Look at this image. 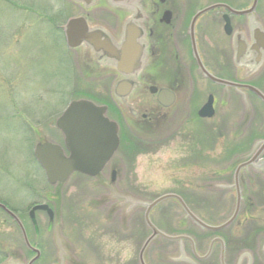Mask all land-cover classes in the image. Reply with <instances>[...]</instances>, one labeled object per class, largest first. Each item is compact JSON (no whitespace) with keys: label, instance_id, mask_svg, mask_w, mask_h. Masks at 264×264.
<instances>
[{"label":"rangeland","instance_id":"1","mask_svg":"<svg viewBox=\"0 0 264 264\" xmlns=\"http://www.w3.org/2000/svg\"><path fill=\"white\" fill-rule=\"evenodd\" d=\"M189 1L191 8L185 11L186 25L196 11L224 0ZM79 12L65 0H0V196L7 205L17 209L30 243H36L51 257L36 264H48L57 256H61L58 264H66L63 254L56 249V233L59 241L66 243L71 256L68 264H137V253L149 235L144 223L145 204L166 194L187 191L195 194L200 204L208 206L211 182H224L216 184L219 190L232 185L234 163L230 164L241 157L240 160H244L250 153L254 141L260 137L256 131L258 123L253 114L250 126L242 130L244 109L238 93L228 91L226 101L220 102L224 96L221 89H215L197 74L194 63L185 61L191 68L193 91L198 92L194 110L189 109L187 113L182 109L183 103L178 102L174 105L176 113L163 118L151 133L136 131L111 98L114 77L87 74L78 53L69 51L65 45L62 27ZM258 14L264 25V4L258 8ZM221 15V11H215L207 17L220 22L219 26L214 24L215 30L221 29L220 33L215 31L214 43L224 42L227 46ZM93 16L97 22L115 27L108 12L97 10ZM207 17L198 21V27L211 21ZM202 33L200 29L199 36L202 37ZM223 58L228 62V76L235 77L232 52L221 53L214 49L206 62L215 73L222 75L214 62ZM189 91L186 85L185 95L188 96ZM209 94L217 100L215 115L211 120H197L193 111L206 102ZM80 99L107 106L108 117L119 127V148L113 163L121 179L114 198L125 212L120 214L116 229L110 218L111 204L105 205L113 198L109 190L98 181L79 175L71 176L63 185L51 187L33 157V149L39 141L62 146L55 121L68 104ZM251 102L255 114L258 113L262 107ZM212 173L219 178L213 179ZM228 176L230 179L226 178ZM244 189L254 206L247 215L251 219L250 225L247 223V241L240 249L254 251L255 241L264 239V210L261 209L264 183L254 177ZM225 198L230 202L231 214L234 196L228 194ZM187 201L198 202L188 198ZM40 204L56 210L58 226L54 231H45L47 219L36 212L34 219L39 228L35 235L28 213ZM130 208L135 211L131 217ZM181 216L178 206L166 201L152 210L150 221L161 230L173 232ZM256 225L262 228L256 230ZM1 231L6 242L0 246V264L10 253H20L24 264L30 261L32 255L25 248L20 233L9 223L6 230L1 228ZM117 231L118 239L114 238ZM88 245L92 250L86 247ZM157 247L158 243H154L150 248L156 251ZM156 262L150 260L151 264H166Z\"/></svg>","mask_w":264,"mask_h":264},{"label":"flooded vegetation","instance_id":"2","mask_svg":"<svg viewBox=\"0 0 264 264\" xmlns=\"http://www.w3.org/2000/svg\"><path fill=\"white\" fill-rule=\"evenodd\" d=\"M189 2V0H186L185 2L178 0H137V3L135 2L136 6L118 10H109L106 8V6L101 4L99 5L100 7L98 10L108 12L113 17L115 27L112 29L102 23L97 22L94 20V16L91 19V23L93 22L92 24H101V26L105 28L111 37L117 43H120L124 25L127 20L130 21V25L128 26L133 35L136 36L140 34V32L143 35L140 44H143L145 47L144 52L146 53L147 58H145L143 65H141L142 73L147 77H152V79L149 77H143L144 80L141 83L147 85L140 88L146 89L147 87L149 88L156 84L161 88L169 89L176 97L175 103L177 104L179 102L180 105L183 103L184 107H182V109H184V111L187 113H189V109L194 110L193 105L196 103L195 101L198 92L193 91L191 68H189L190 66L186 65L187 62L185 61H189L191 64L194 63L197 74H200L201 77L204 78L193 56L194 42L197 54L200 57L205 70L218 80L235 84L237 88L216 85L210 80L204 79L214 86L215 89H221V93L224 96H222L220 102L226 101L227 97L225 94L228 93V91L232 90L238 93L240 103L244 109V118L241 120V123L243 122V126L241 128L242 130L247 129L250 126L251 121H253L252 119L255 115L256 122L258 123L256 131L259 133L260 137L254 141L252 150L250 153L246 154L247 157L245 156L244 160H240L242 159L241 157L239 160L232 162L231 164L229 163L230 166L234 163L233 172L232 174L230 173L232 176L231 186L229 185L228 188L219 190L215 188L216 184L225 183L218 181L211 182L210 191L208 193L210 195L208 206L205 204H200L199 199L195 196V194L189 193L187 191L182 192V194H171L181 200V203L176 199L169 201L175 203L178 206L180 212L182 213L181 219L178 222L176 230L173 232L164 231L158 227H156V229L168 237L175 238V240H166L158 236L154 242H150L148 248L143 253H141L145 242L151 235V231L147 228L149 235L137 253V264H141V261H143L144 264H151L150 260L154 262H156V260L157 262L162 261L166 264H264V255L262 253L264 241L263 238L255 241L254 251L251 250V248L240 249L241 245L244 243L246 244L247 241L246 239L248 235L246 233L249 231L247 228V223H251V219L250 217H247V215L248 213H251V210L254 206L252 202H250L251 198L249 197V194L245 192L244 185L250 181H253L254 177L256 180H262L264 183V112H262V110H264V102L257 95L260 94L262 97H264V41L258 42L253 39L254 28L259 27V29L264 33L262 16L258 14V8L260 9L263 6L264 0H224L217 1L216 3L212 4L224 6L236 11L245 12L252 9L251 12L243 15L230 14L225 8H218L211 11L222 12L220 21L222 23L223 35L228 40L227 46L224 45V42L221 44H215L212 39L215 31H217L216 33H220L221 29L219 27L217 30H215L214 26L215 23L219 26L220 22H215V18L211 20V18L207 17L211 12L198 17L195 22L192 23L194 15L198 12L196 11L193 16L190 17L189 22L186 25L187 15H185V11L186 9L191 8V6L188 4ZM226 15L228 16V22L231 30L230 35H226L224 31V16ZM205 17L211 21L208 22L206 19L207 22H203L202 25H199L198 27V21L202 18L204 19ZM211 24L212 26H210ZM199 28L203 32L202 37L199 36ZM237 36H239L241 41H243L245 44V50L243 52L244 57L241 60V66L239 69H236L233 66L235 69V77L231 78L228 76L230 71L228 62H226V58H223L222 61L220 60V62L216 60L214 63L218 68L219 73L222 74L218 75L209 67V65H207L206 57L209 56V54L211 55V52L214 49L216 51H221V53H233L232 40L234 41ZM215 45L217 46L216 48ZM137 47H139L138 44ZM260 52L262 55L260 58V66L254 69L257 56ZM111 76L114 77V80L119 78L118 74H111ZM186 85L190 89L188 92L189 94L187 93L188 96L184 93V88ZM250 88L254 89L258 93H254L250 90ZM209 96L212 97L213 118L215 115L217 100L214 95L209 94L208 97ZM149 99L150 100L146 101L147 103L145 102L138 108L137 114L139 120L137 123L141 124V126L137 130L132 126L136 131L151 133L152 130L159 126L158 124L160 121H162L161 119L170 116L172 117L177 111H175V106L169 112L162 110L157 106V103L154 101V99ZM251 100L255 101L262 107L256 114L252 107ZM202 106L197 107L198 109L193 111L195 112L194 116L197 118V120H205L199 119L198 117V112ZM106 109V116L108 117L107 106ZM164 115L165 117H163ZM188 120L189 122H192L191 118ZM36 122L38 123V121ZM35 130V132L39 135V131L37 129ZM58 132L60 133V131ZM116 152L113 154L112 158L104 166L97 177L90 178L77 173L71 175H79L83 178L96 180L103 187L110 191L113 198L110 202H106L105 205L108 206V203L111 204L110 218L111 221L116 224V226H114L115 229L117 228L119 216H121L120 214L125 212L124 210H120V202L117 198H114V190L118 191V184L121 179L118 169L115 163H113V158L115 157ZM64 155L67 156V153H64ZM113 173L114 181L111 183L110 179ZM230 174L228 175L230 176ZM228 177L226 178L230 179V177ZM106 178L109 179L107 180ZM212 178L218 179L219 176H217L215 173H212ZM228 194H233L235 199L233 212L231 214L230 202L228 203L225 198V196ZM238 197L239 204L236 217L233 218L232 222H229L236 210V200ZM187 198L190 200L196 199L198 202L194 203L193 201L194 204H192V202L189 203ZM7 204L8 203L5 202V200L0 196V205L6 207L12 214H14L17 220L22 223L17 209L15 210ZM133 206H131L132 210H134ZM193 206L201 210L203 214L197 212ZM49 209L52 212V218H50L46 212H41L47 219L44 230L50 231L52 229V231H54V229H56L58 226L56 223V210L50 207ZM261 209L264 210V206H261ZM185 210H187L201 223L210 227V229L201 228L186 214ZM134 213L135 211H132L130 217L134 215ZM30 222L31 229L36 235L39 224L35 219L30 220ZM7 223H9L13 228H15V230L19 232L16 221L10 217L3 208L0 207V246L6 242L5 235H2L3 233L1 228L6 230ZM250 223H248V225H250ZM256 227V230L262 228V226L259 227V225H256ZM232 229L235 230L233 231ZM118 233L119 232L117 231L114 238L118 239ZM55 238H58V233L55 234ZM154 243H158L156 251L150 248L154 245ZM30 244L34 250V252H29L32 255L31 259H35L33 264L39 263L42 260L51 259L49 255H45L42 249L40 250L36 243L34 244L31 242ZM55 245L56 249H58L56 241ZM60 246L62 248V254H64V263L65 260L66 264L71 263V256H69L67 253L68 249L66 247V243L61 241ZM86 247L92 250V246L88 245ZM93 252H95V250H93ZM12 254L13 253H10L2 263H4L9 257L11 258V256H14ZM18 254L20 253H16L14 259H18L16 257ZM60 258L61 256H57L55 261L53 260V262H49L48 264H58V262H60Z\"/></svg>","mask_w":264,"mask_h":264},{"label":"water","instance_id":"3","mask_svg":"<svg viewBox=\"0 0 264 264\" xmlns=\"http://www.w3.org/2000/svg\"><path fill=\"white\" fill-rule=\"evenodd\" d=\"M67 1L80 5L83 10L82 14L76 18L68 20L64 26L67 47L70 50L80 51L81 62L87 70H93L98 73L113 72L118 74L119 78L112 87V98L124 114L127 121L136 128V130L140 128L141 124L137 123L139 120L137 114L138 108L146 101L150 100L149 98L154 99L157 106L162 110L169 112L176 104V97L173 92L169 89L161 88L156 84V86L152 85L149 88L146 86V89L140 88L147 85L141 83L144 80L143 77H149L145 76L141 69V65H143L145 58H147L146 53L144 52L145 47L143 44H140L143 37L141 32L134 36L128 26L130 25V21L127 20L123 28L122 37L120 38L121 42L117 43L103 26L92 24L89 18L90 9L101 4L110 10H118L136 6L135 2L137 3V0ZM220 7L222 6L216 5L198 12L192 23L201 15ZM226 9L233 15L247 14L252 10L236 12L228 8ZM224 21V31L227 35H230L231 30L228 16H224ZM253 39L258 42L264 41V34L258 27L254 28ZM137 44L139 47H137ZM244 50L245 44L241 41L240 37L237 36L234 40V63L237 67L241 65V60L244 57ZM193 56L203 75L210 81L223 86H234L228 82L215 79L205 71L198 57L194 42ZM260 57L261 54L259 53L255 62L256 64H258ZM149 78L152 79V77ZM259 96L264 102V98L261 95ZM105 113V107H99L84 100L73 101L56 122V127L64 136V147L68 156L66 157L64 155V151L61 147L50 143L38 144L35 147L34 158L44 171L49 185L54 186L56 184L65 183L69 176L74 172L89 177H96L99 175L104 166L113 156L119 143L117 125L114 122L109 121L108 118L105 117ZM198 115L200 118L212 117V97L208 98L207 103L199 111ZM163 117H165V115ZM113 181L114 173L111 176V183H113ZM168 199H176L181 203V200L178 197L174 195H166L145 205L146 212L144 220L147 227L151 230L152 235L145 242L141 253L146 250L150 242L157 236H161L167 240H174L158 232L149 220L150 211L159 203ZM2 208L8 213V215L14 218L9 211L4 207ZM35 211H45L50 218L52 217V213L46 205L33 207L30 212L31 218ZM185 211L186 214L201 228L210 229V227L201 223L187 210ZM235 215L236 212L229 222H232ZM17 223L26 247L33 250L28 244L22 225L19 222ZM56 243L58 247L61 245V242L58 239L56 240ZM262 253L264 255V242ZM14 256H11V258L4 264H23L22 259L19 256H16L18 259H14ZM32 262L33 261H30L28 264H32ZM141 264H144L143 261H141Z\"/></svg>","mask_w":264,"mask_h":264}]
</instances>
